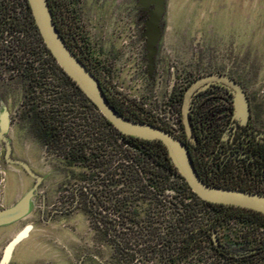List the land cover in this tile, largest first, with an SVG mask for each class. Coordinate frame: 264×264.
<instances>
[{"label": "rangeland", "instance_id": "374dc122", "mask_svg": "<svg viewBox=\"0 0 264 264\" xmlns=\"http://www.w3.org/2000/svg\"><path fill=\"white\" fill-rule=\"evenodd\" d=\"M64 2L62 22H73L71 32L79 52L105 78L128 112L164 126L177 125L175 100L186 83L196 76L222 72L236 79L248 94H255L264 134V0ZM15 36L0 33V132L7 119L2 134L11 145L10 158L28 164L42 180L35 186L34 178L7 162L0 140V213L20 209L17 216L0 221V264H163L162 242L154 240L144 250L146 256H140L141 252L134 256L138 246L119 250L124 244L123 226L118 224L111 234L103 217L100 232L92 227L94 219L83 209L98 204L83 201L78 193L72 195L77 186L92 185L89 178H80L88 177L91 170L68 164L41 139L34 112L47 105L49 93L28 89L13 61H23L22 51L14 47ZM48 77L57 82L53 74ZM24 96L30 98L28 103L23 104ZM174 195L172 189L164 191L167 199H176ZM103 202L112 203L106 198ZM148 206L147 201L124 204L141 216ZM209 210L197 209V220L214 214ZM160 214L166 220L158 222L163 235L172 215L169 203ZM247 226L228 217L212 227L229 250L241 251L248 248L242 240ZM134 239L131 234L130 242ZM215 259L210 237L203 236L181 264L223 263Z\"/></svg>", "mask_w": 264, "mask_h": 264}, {"label": "trees", "instance_id": "16d2710c", "mask_svg": "<svg viewBox=\"0 0 264 264\" xmlns=\"http://www.w3.org/2000/svg\"><path fill=\"white\" fill-rule=\"evenodd\" d=\"M48 4L53 16L57 13L60 19L66 17L64 0H48ZM5 32L16 35L14 47L22 51L23 61H13L27 80L28 89L38 88L49 93L47 105L34 112L41 139L68 164L91 170L88 177L82 175L80 178H89L92 185L87 188L77 186L72 195L75 197L78 193L83 201L89 199L98 204L95 208L83 209L94 219L92 227L95 231L100 232L103 217L106 230L111 234L116 232L118 224L124 227L121 251L138 246L134 256L140 252V256H146L144 250L151 248L152 241L156 240V244L160 241L163 246L161 263L181 264L200 244L201 237H210L212 226L228 217L260 227V219L264 220V214L260 212L200 200L177 172L160 141L121 134L107 122L46 49L26 0H1L0 33ZM49 74L57 77V82L47 80ZM28 101L30 98L24 96L23 104ZM108 101L127 118L167 130L139 114L124 113L110 99ZM168 189L175 191L176 199L164 196ZM103 198L112 203H104ZM129 200L147 201L149 206L144 215L141 216L137 209L124 207ZM166 203L170 204L172 215L167 219L166 232L160 235L158 222L165 220L160 211ZM206 208L214 214L197 220V209ZM131 234L135 237L134 243L129 240Z\"/></svg>", "mask_w": 264, "mask_h": 264}, {"label": "flooded vegetation", "instance_id": "af4514ba", "mask_svg": "<svg viewBox=\"0 0 264 264\" xmlns=\"http://www.w3.org/2000/svg\"><path fill=\"white\" fill-rule=\"evenodd\" d=\"M53 18L59 34L76 57L98 79L106 98L124 113H129L117 102L105 78L79 52L75 33L71 32L73 22H62L64 19H60L57 13ZM231 80L246 93L249 108L246 121L235 115ZM186 94L188 133L182 122ZM254 96L225 73L196 76L186 83L175 100L178 107L177 125L173 126L170 122L166 126L156 124L166 128L185 144L198 175L205 183L264 194V134L260 131V102ZM2 101L0 97V102ZM259 229L260 236L257 231ZM242 240L248 248L241 251L229 250L213 229L210 242L215 260H222V264H264V220L260 219V227L248 225ZM254 241L257 243H252Z\"/></svg>", "mask_w": 264, "mask_h": 264}, {"label": "water", "instance_id": "95a60500", "mask_svg": "<svg viewBox=\"0 0 264 264\" xmlns=\"http://www.w3.org/2000/svg\"><path fill=\"white\" fill-rule=\"evenodd\" d=\"M26 1L37 31L56 64L118 132L141 139L160 141L165 146L169 159L177 172L200 200L212 204L250 209L264 214V194L205 183L198 175L188 149L179 138L162 128L127 118L117 112L110 105L98 79L76 57L59 34L48 0ZM231 82L233 85L232 94H234L235 115L246 121L249 115L246 93L236 82L232 80ZM187 96L186 94L182 122L188 133ZM6 123L7 119H4L0 132V139L5 143L4 159L11 164L20 166L30 177L35 179L36 186L41 182L42 178L36 175L25 162L10 158L11 145L2 134L7 127ZM19 213L20 209L2 212L0 213V221L13 218Z\"/></svg>", "mask_w": 264, "mask_h": 264}, {"label": "built area", "instance_id": "2783aa9c", "mask_svg": "<svg viewBox=\"0 0 264 264\" xmlns=\"http://www.w3.org/2000/svg\"><path fill=\"white\" fill-rule=\"evenodd\" d=\"M173 126H175V125H173Z\"/></svg>", "mask_w": 264, "mask_h": 264}]
</instances>
